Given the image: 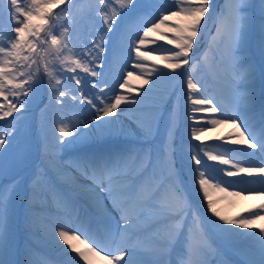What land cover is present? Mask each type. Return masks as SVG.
I'll use <instances>...</instances> for the list:
<instances>
[{"label":"rangeland","instance_id":"374dc122","mask_svg":"<svg viewBox=\"0 0 264 264\" xmlns=\"http://www.w3.org/2000/svg\"><path fill=\"white\" fill-rule=\"evenodd\" d=\"M250 2L258 5L259 0H250ZM139 3L147 10L154 4V0H139ZM73 4L74 6L71 7L68 5L66 10L60 9L62 5L54 9V12L61 17L56 23L58 28L67 25L72 45L79 46L73 47V52L67 55L71 57L76 54L77 58L88 64L98 53V49L93 48L91 41L101 34V29L106 31V26L103 24L102 16L95 11L98 7V0H73ZM224 4L225 0H214L213 7L219 9ZM250 14L253 17V29L250 34L249 55L256 68L253 84L255 89L254 110L259 116L264 113L260 110L261 105L264 106V80L261 79L264 60L261 59L256 46V29L259 25L258 7ZM123 16L124 13L121 12L117 23L127 24L129 34H135L139 24L132 20L125 21ZM9 24L8 2L0 0V31H2L0 40L14 34L10 32ZM209 27H211L210 33H205L199 46L192 50L193 60L201 58L192 75L194 82H197L200 88L199 93L194 95L213 98L221 110L216 114L197 113L196 120H190L188 118L189 103L186 100V75L179 76L177 80H170L168 76H160L155 84L150 79L149 84L141 85L140 80L136 78L141 75L140 71H134L132 77H127V72L133 71V66L137 62L136 53H129L126 46H117L115 42L109 41L105 45V53L95 61V63L103 64L102 68H97V71L103 73L99 81L82 71L65 72L59 64L53 65L56 78L61 80V84L57 87L69 93L68 97L62 98L63 103L55 102L45 77L35 90V95L29 93L30 101L25 108L0 119V132L5 133L4 139L8 141L4 149L0 150L3 153L0 192L8 198L12 231V247L4 257L6 260L11 261L12 264H29L33 259L41 261L42 264H67L68 257L55 243L58 236L54 235L51 223L59 217V222L70 227H78L77 215L88 221L93 232L103 239L105 246L114 255H119L117 249L130 246L132 242L122 240L119 236L115 241L112 239V228L107 214L103 213L102 209L106 207L107 213L116 219H119V213L112 207L105 193H101L105 197L102 203H97L90 195L83 194L82 190L85 187H92V180L83 174V169L77 170L73 165L84 158L115 153L127 154L129 151L135 153L142 149L151 152V166L146 175L149 177L154 175V182L151 179L145 180L143 191L146 194L155 193L161 198H166L174 207H182L184 204L190 207V213L185 214L184 227L179 238L171 246L168 254L160 257L162 264L166 260L174 261L178 255L185 256L187 259L184 243L186 233L189 234L192 264H201L202 261H207V264H248L249 260L258 259V253L255 257L249 255V251L256 245L254 239H229L216 227V224L221 222L210 212H206L207 201H201L202 193H198V183L193 181L192 169L197 166L190 161V145L203 144L204 148L213 154L228 152L232 158L240 161L244 156L240 155L238 149L247 148V145L243 147L225 142L235 137L233 125L229 128L226 125H217L213 128L209 124L205 131L198 132L199 141L191 137L190 125L206 123L207 120L204 119L206 117H235L241 114L245 108L242 98L249 86L245 79L244 68L241 66L233 70L226 55L230 30L227 22L223 29V39L218 37L216 43L212 45H209V41L216 34V29L211 19H209ZM163 30L162 28L161 31ZM150 39L159 41L165 47H171L166 41H160L159 33L153 34ZM147 47H155V45L149 44ZM80 52H87L89 55L79 56ZM221 53H225L223 59H221ZM151 55L152 59L145 62L147 68L142 79H149L147 73L153 72V66L164 72L170 71L159 62L163 53L153 52ZM89 66L95 65L89 64ZM180 71L184 72L183 69ZM73 75H78L85 82L77 86L75 80L71 79ZM125 78L129 80V85L120 88L119 85L124 82ZM93 83L97 84L96 88H92ZM129 87L134 91L129 92ZM150 87L154 91L145 97L144 90ZM77 88L82 89L89 98L105 95L114 98V95L118 94L125 95L129 99L143 98V103L123 102L121 104L117 110L119 122L113 134L90 135L71 147H62L56 140V137L60 135L58 131L62 126L60 122L63 121L69 128L74 129L77 125L82 126L83 123L91 120V113L95 110L87 105L86 101L81 104L70 99L73 94L79 96ZM101 88L105 89L104 93L100 92ZM161 98H163V104H161ZM8 99L12 100L11 94H8ZM94 102L98 107H102L99 101ZM0 104L4 105V110H7L8 101H5L3 97H0ZM157 105L160 107L157 108ZM173 105H178L179 121L174 136L168 137L167 114ZM161 115H163L162 119ZM154 118L159 123V131L153 137L145 138L142 126L151 125ZM111 119H116V117L113 116ZM39 128L40 131H38ZM81 131H83L82 127ZM34 136H37V139ZM65 139L72 140L74 137ZM165 141L168 144L166 153ZM195 151L204 161L202 167L215 172L218 178L243 179L251 181V187H260V176L242 173L239 177H224L219 169L226 166L219 165L218 161L207 160L203 151L198 148ZM248 151L254 150L248 149ZM255 153L256 157L264 160V154L259 153V150H255ZM53 161L55 163H52ZM144 162H148L147 156L144 157ZM133 163L134 161H129V166H133ZM210 194L213 199L223 195L218 192ZM179 197H183V201ZM248 197L247 195L227 197L221 199L216 207L222 214L231 218H238L240 215L247 216L249 210H255L257 206L264 204V199L248 201L250 199ZM35 198L39 202H34ZM64 198H67L70 204L66 205ZM244 201L248 202L243 204ZM44 205L46 208L43 207ZM171 223V220L165 221L157 217L145 232L141 233L139 246L156 249L155 243L150 242L149 238L156 235L159 240L167 239L169 232L165 225ZM224 227L235 226L224 225ZM261 227H264V218L256 220L252 230L244 231H258ZM59 230L61 229H55L56 232ZM73 243L77 242L73 241ZM60 244L62 245L63 242L61 241ZM78 247L83 246L78 245ZM71 255L76 257L80 264H85L76 253L73 252ZM94 264H103V262L96 258Z\"/></svg>","mask_w":264,"mask_h":264},{"label":"snow or ice","instance_id":"6c2138e0","mask_svg":"<svg viewBox=\"0 0 264 264\" xmlns=\"http://www.w3.org/2000/svg\"><path fill=\"white\" fill-rule=\"evenodd\" d=\"M7 2L10 32L14 34L0 40V97L8 101L7 110H4V105L0 104V119L25 108L30 101L29 93L35 95V90L45 77L55 102L63 103L62 98L68 97L69 93L63 88L57 87L61 84V80L56 78L53 65L59 64L65 72L82 71L99 81V77L103 73L97 71V68H102L103 64L95 63V61L105 53V45L109 41L115 42L117 46H126L129 53H136L137 62L133 66V71L127 72V77H132L134 71H140L141 75L136 78L140 80L141 85L149 84L150 79L155 84L160 76H168L170 80H177L179 76L186 75V100L189 103L188 118L190 120L195 121L197 113L216 114L221 110L213 98L194 95L199 93L200 88L198 83L194 82L192 72L196 70L201 58L193 60L191 53L194 47L199 46L205 33H210L209 19L213 21V26L216 29V34L212 36L209 45L216 43L218 37L223 39V29L227 22L230 30L226 55L233 70L241 66L244 68L245 79L249 84L246 94L242 98L245 108L241 114L235 117H206L204 118L207 120L206 123H193L190 125L191 137L199 141L198 132L205 131L209 124L214 128L217 125L231 123L235 128L236 137L233 143L247 145V148H240L238 151L241 156L249 158L248 161H245L249 166H244L245 162L235 160L228 152L213 154L206 150L203 144L190 145L189 155L190 161L197 166L192 169L193 181L198 183V193H202L201 201H207L206 212H210L221 222L217 223L216 227L229 239H254L256 245L249 251V255L255 257L258 253V259H251L248 264H264V227L258 231H244L252 230L255 221L264 218V204L257 206L255 210H249L247 216L240 215L238 218L228 217L216 207L221 199L227 197L264 195V160L255 166L251 163V159L256 154L255 150L264 154V113L257 116L254 110L255 89L253 84L256 68L249 55L250 34L253 29V17L250 13L258 7L259 25L256 29V46L261 59L264 60V0H259L258 5L250 0H225L224 6L219 9L213 7L214 0H154V4L147 10L139 3V0H98V7L95 11L102 16L106 31L101 29V34L91 41L93 48L98 49V53L92 57L88 64L77 58L76 54L71 57L67 55V53L73 52V47L79 46L72 45L67 25L57 27L56 22L61 17L54 12V9L64 5L66 0H7ZM67 2L70 7L74 6L73 0H67ZM126 9L127 11H125ZM121 12L124 13L123 20H132L139 24L135 34H129L127 24L117 23ZM65 19L67 18L65 17ZM162 28L163 31H161ZM109 33L111 35H108ZM156 33L160 34V41H166L167 45L171 47H165L159 41L150 39ZM0 35H2V31H0ZM149 44L155 45V47H147ZM70 45L72 46L70 47ZM142 48L146 50L142 51ZM153 52L163 53L159 62L170 71L164 72L153 66V72L147 73L149 79H142L147 68L145 62L152 59L151 53ZM88 55L87 52L79 53V56L83 57ZM224 55L225 53H221V59L224 58ZM89 64L95 66H89ZM65 65L67 66L65 67ZM182 69L183 73L180 71ZM71 79L75 80L77 86L85 82L78 75H73ZM261 79L264 80V71L261 72ZM128 85L129 80L125 78L119 87L125 88ZM96 87L97 84L93 83L92 88ZM77 91H79V96L73 94L70 99L81 104L86 101L87 105L95 110L91 113V120L83 123L82 126L77 125L74 129L69 128L63 121L60 122L62 125L58 129L60 135L56 137V140L62 147H71L90 135L113 134L115 126L119 122L117 110L121 104L123 102L143 103V98L129 99L125 95L118 94L114 95V98L106 95L89 98L82 89L77 88ZM131 91L134 89L129 87V92ZM153 91L154 89L151 87L144 90V96H148ZM100 92L104 93L105 89L101 88ZM8 94L12 96L11 101L8 99ZM94 101H99L102 107H98ZM163 103V98H161V104ZM156 107L159 108L160 105ZM113 116L116 119H111ZM162 118L163 115H161ZM178 121L179 108L178 105H173L167 114L166 132L168 137L174 136ZM81 127L83 131H81ZM142 131L145 138L153 137L159 131V123L154 118L151 125L142 126ZM4 135V132H0V150H3L5 144L8 143L4 139ZM67 137H74V139L67 140L65 139ZM167 148L168 144L165 141V153ZM197 148L203 151L207 160L218 161L219 165L226 166L219 169L224 177L232 178L239 177L242 173L248 175L258 173L261 177L260 187H251V181L243 179L218 178L215 172H210L207 168L202 167L204 161L196 153L195 149ZM248 149L254 151L250 152ZM2 156L3 153L0 151V172L3 171ZM145 156L148 157L147 163L144 162ZM129 161H134L133 166H129ZM73 166L77 170L83 169V174L92 180V187H85L82 190L83 194L90 195L97 203H102L105 197L101 193H105L107 199L111 201L112 207L119 213V219H116L107 213L106 207L102 209L103 213L107 214L111 225L112 239L115 241L119 236L122 240L132 243L130 246L118 248L119 255H114L105 246L103 239L93 232L87 220L81 219L77 215L78 227H70L59 222V217H57L51 226L54 235L58 236L55 243L68 257L67 264H80V261L71 255L73 252L85 264H94L96 258L103 264H162L160 257L167 255L171 246L179 238L184 227L185 214L190 213V207L187 204L182 207H174L166 198H161L155 193L146 194L143 191L145 180L151 179L154 182V175L151 177L146 175L151 166V152L142 149L135 153L129 151L127 154L115 153L89 157ZM212 192L223 195L213 199L210 194ZM64 199L66 205L70 204L67 198ZM179 199L183 201V197H179ZM157 217L165 221H172L171 224L165 225L169 232L168 238L159 240L154 235L149 239L150 242L155 243L156 249L147 246L141 248L139 246L141 233L145 232ZM224 225L235 227L225 228ZM57 228L61 230L56 232ZM73 241L77 243H73ZM184 243L187 259L185 256L178 255L174 261L166 260L163 261V264H192L191 245L187 233ZM63 245L68 247L65 248ZM78 245L83 247H78ZM11 247L9 202L3 192H0V264H12L11 261L4 258ZM201 264H207V261H202Z\"/></svg>","mask_w":264,"mask_h":264},{"label":"bare ground","instance_id":"6f19581e","mask_svg":"<svg viewBox=\"0 0 264 264\" xmlns=\"http://www.w3.org/2000/svg\"><path fill=\"white\" fill-rule=\"evenodd\" d=\"M260 110L261 111H264V106L263 105H261V107H260ZM228 114V113H227ZM228 128L229 127H231L232 126V124L231 123H228V124H225ZM236 137H234V138H229L228 140H226L225 142L227 143H230V144H232L233 143V140L235 139ZM236 145V144H235ZM239 146H243V147H245L246 145H239ZM249 160V158H247V157H243L242 159H241V161L242 162H245V161H248ZM263 159H260V158H258V157H256V156H254L252 159H251V163L253 164V165H257V164H259L261 161H262ZM244 164H247L246 166H249V164L247 163V162H245ZM253 175L254 176H260L258 173H253ZM259 178V177H258ZM250 197V199H248V201H250V200H260V199H264V195H256V196H249ZM248 197V198H249ZM252 198V199H251ZM247 201V202H248ZM34 202H39L38 201V199L37 198H35V200H34ZM247 202H243V204H246ZM44 208H46V206L44 205L43 206ZM32 259V258H31ZM29 264H42L41 263V261H37V260H31L30 262H29Z\"/></svg>","mask_w":264,"mask_h":264}]
</instances>
